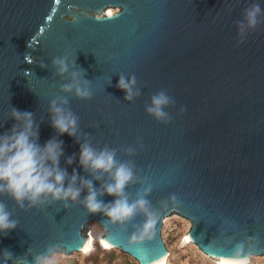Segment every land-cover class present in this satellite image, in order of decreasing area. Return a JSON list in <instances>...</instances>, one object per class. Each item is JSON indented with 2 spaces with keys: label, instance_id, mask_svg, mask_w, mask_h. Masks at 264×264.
Instances as JSON below:
<instances>
[{
  "label": "water",
  "instance_id": "water-1",
  "mask_svg": "<svg viewBox=\"0 0 264 264\" xmlns=\"http://www.w3.org/2000/svg\"><path fill=\"white\" fill-rule=\"evenodd\" d=\"M254 2L264 10V0H0V135L15 123L12 108L32 113L41 145L63 141L60 167L69 175L76 169L103 191L110 177L95 180L79 168V143L51 127L50 102L67 97L79 117L80 143L88 139L131 161L134 182L125 195L130 203L148 202L120 223L90 214L82 203L86 189L67 207L57 202L27 211L4 197L19 223L0 236V251L22 257L50 244L56 248L49 256L83 251L91 239L87 226L97 220L106 246L158 264L171 252L164 219L179 214L192 222L188 240L219 262L240 259L233 253L239 241L247 261L264 255V23L242 44L236 28ZM110 6L120 9L105 12ZM65 56L69 71L61 76L52 60ZM73 72L89 82L91 100L61 91ZM121 75L136 77L141 95L132 102L116 87ZM161 89L176 101L167 125L145 112ZM129 146L134 155L125 152ZM73 154L76 161L67 165ZM98 199L108 204L115 197Z\"/></svg>",
  "mask_w": 264,
  "mask_h": 264
},
{
  "label": "clouds",
  "instance_id": "clouds-1",
  "mask_svg": "<svg viewBox=\"0 0 264 264\" xmlns=\"http://www.w3.org/2000/svg\"><path fill=\"white\" fill-rule=\"evenodd\" d=\"M262 17L264 10L259 3L254 2L244 9L242 19L236 22L237 44H242L248 32L264 23ZM67 60V56L52 60L58 75L63 76L69 71ZM79 76L80 73L73 72L71 82L62 85L61 91L73 93L79 100H91L94 93L89 82L81 81ZM136 84L135 75L127 79L121 75L116 87L125 92L126 101L132 102L141 95ZM68 104L67 97H57L50 102L51 127L59 136L67 134L79 143V168L88 172L95 180L108 175L111 182L101 185L103 191H100L95 188L92 180L81 177L76 169L69 175L66 168L60 167V159L64 156L63 141L52 137L41 145L38 125L33 120V114L12 108L10 118L15 123L10 130L0 135V236L7 237L19 223L12 218L15 209L8 208L4 197L13 201L16 208L27 211L57 202H63L67 207L68 201H78L86 189L87 195L82 203L87 211L90 214L102 213L111 218V221L120 223L130 220L136 215L138 208L144 209L147 205L148 202L143 198L130 203L125 195L126 187L134 182V164L131 161L117 160L116 149L105 146L98 150L88 139L80 143L79 117L67 108ZM175 104V99L168 91L161 89L150 96V103L145 106V112L157 123L167 125L173 119L167 109L175 107ZM185 111L186 108L182 106L180 112ZM125 152L134 155L135 149L129 146ZM75 161L76 156L73 154L67 157L65 163L72 165ZM104 194L115 199L105 204L102 199H98V195ZM145 225L152 226L148 220ZM55 248L56 245H47L43 252L35 255L31 250H27L22 257L4 249L0 251V264H49L48 257ZM237 251L240 253V259L234 264H247L244 241L236 243L233 253Z\"/></svg>",
  "mask_w": 264,
  "mask_h": 264
},
{
  "label": "rangeland",
  "instance_id": "rangeland-1",
  "mask_svg": "<svg viewBox=\"0 0 264 264\" xmlns=\"http://www.w3.org/2000/svg\"><path fill=\"white\" fill-rule=\"evenodd\" d=\"M112 9L118 11L119 7H107L105 12ZM192 222L179 215L166 216L162 226V235L170 255L166 264H234V262H219L203 251L199 246L185 239L191 229ZM87 230L93 234L92 247L88 251H56L48 257L49 264H140L131 254L120 250L119 247H106L101 236L105 230L99 221H91ZM105 246V247H104ZM247 264H264V255H251Z\"/></svg>",
  "mask_w": 264,
  "mask_h": 264
},
{
  "label": "bare ground",
  "instance_id": "bare-ground-1",
  "mask_svg": "<svg viewBox=\"0 0 264 264\" xmlns=\"http://www.w3.org/2000/svg\"><path fill=\"white\" fill-rule=\"evenodd\" d=\"M109 13H113L114 11L112 10V9H110L109 11H108ZM91 235V239H90V242H89V244H88V246L85 248V249H87V251L92 247V244H93V240H94V236H93V234H90ZM188 240V239H187ZM106 246V245H105ZM104 246V247H105ZM106 247H108V246H106ZM83 251H85V250H83ZM167 259H168V257H166V260L165 261H162V262H160V263H158V264H166L167 263ZM250 259V258H249ZM249 261V260H248ZM247 261V262H248Z\"/></svg>",
  "mask_w": 264,
  "mask_h": 264
},
{
  "label": "snow or ice",
  "instance_id": "snow-or-ice-1",
  "mask_svg": "<svg viewBox=\"0 0 264 264\" xmlns=\"http://www.w3.org/2000/svg\"><path fill=\"white\" fill-rule=\"evenodd\" d=\"M185 239H188V237H186ZM85 251H87V249H85Z\"/></svg>",
  "mask_w": 264,
  "mask_h": 264
}]
</instances>
